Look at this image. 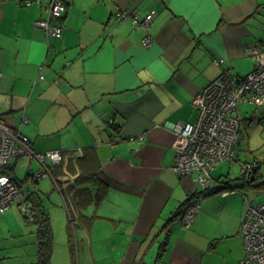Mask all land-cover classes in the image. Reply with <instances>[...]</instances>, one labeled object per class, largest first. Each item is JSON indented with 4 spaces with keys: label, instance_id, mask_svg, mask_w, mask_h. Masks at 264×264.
Returning a JSON list of instances; mask_svg holds the SVG:
<instances>
[{
    "label": "crops",
    "instance_id": "1",
    "mask_svg": "<svg viewBox=\"0 0 264 264\" xmlns=\"http://www.w3.org/2000/svg\"><path fill=\"white\" fill-rule=\"evenodd\" d=\"M25 1L0 0V120L36 152L67 157L92 148L108 184L84 210L90 225L73 228L52 180L39 179L48 264H239L246 201L264 203V193L243 188L250 176L254 185L264 180V155H246V132L264 131V105L239 107L236 158L212 171L207 194L173 169L186 144L175 128L197 121L198 95L221 73L237 82L252 71L250 53L264 46V0H63L61 18L50 19L59 38L36 25L50 0ZM121 12L128 17L118 22ZM149 14L147 30L132 26V17ZM244 162L256 180L228 172ZM33 163L22 157L15 167L28 173ZM221 182L237 192L222 196ZM195 198L198 210L184 227L179 215ZM34 213L14 204L0 215V264L39 263Z\"/></svg>",
    "mask_w": 264,
    "mask_h": 264
},
{
    "label": "built area",
    "instance_id": "2",
    "mask_svg": "<svg viewBox=\"0 0 264 264\" xmlns=\"http://www.w3.org/2000/svg\"><path fill=\"white\" fill-rule=\"evenodd\" d=\"M26 4L30 1L26 0ZM46 19L37 21L36 25L54 37L61 36V27L51 25L50 19L59 20L66 10L63 0H50L46 6ZM116 19L122 22L128 17L126 12L117 13ZM153 15H147L143 20L132 17V26L147 30ZM150 40H143L148 46ZM253 68L241 80L234 82L225 73H221L211 81L198 95L200 114L195 123H184L175 128L177 137L184 139L185 147L175 158L174 171L180 176L193 178L199 190H211L212 171L221 162L233 161L237 154V139L240 122L236 114L239 107L250 105L260 108L264 105V46L253 48L250 53ZM44 77L39 76V80ZM26 157L30 162H37L38 171L31 172L39 180L46 177L44 165L47 162L58 163L62 159L59 151L35 152L30 140L19 130L9 128L0 120V167H6L12 160ZM43 166V167H42ZM42 167V168H41ZM252 165L241 163L242 176L248 177ZM222 196L236 193L235 189L222 190ZM22 191L9 175H0V214L6 212L12 205L28 216L29 209L21 204ZM198 199L182 213L180 221L188 227L198 210ZM31 218V217H30ZM240 236L243 242L245 257L239 264H264V203L246 201L244 218L240 224Z\"/></svg>",
    "mask_w": 264,
    "mask_h": 264
},
{
    "label": "trees",
    "instance_id": "3",
    "mask_svg": "<svg viewBox=\"0 0 264 264\" xmlns=\"http://www.w3.org/2000/svg\"><path fill=\"white\" fill-rule=\"evenodd\" d=\"M109 123L115 132L119 131V128L116 127L113 122L109 121ZM31 148L33 149L32 144ZM59 152L62 155L61 161L58 163L47 162L44 167H42L45 170L46 177L52 180L55 188L63 196L69 215V226L74 228L76 226L75 223H78L80 226L88 227L92 219L84 214V210L91 203L98 204L104 197L108 186L107 182L104 181L105 179L101 177L100 163L92 148H85L77 155L73 153L66 154L67 157H65L64 152ZM17 160L18 159L12 160L6 167H0V175H9L10 179L15 182L22 191L21 204H26L28 209L30 208L29 210H32V212L37 211V213H34L33 217L31 216L30 220H34L38 225L40 254L38 264H48L52 242L47 213L41 206V197L36 188V184L39 180L35 179L31 172L26 173L25 177L19 180L14 173L15 162ZM253 169L254 168H252V170ZM253 175L256 180L257 174L255 173ZM250 177L248 181L243 182V188L250 187L258 190L257 192L264 193V180L254 185V183L249 181ZM220 184H222V182ZM222 185H224V183ZM209 192H211V190L203 191V194ZM172 222L173 219L168 220L164 228H168Z\"/></svg>",
    "mask_w": 264,
    "mask_h": 264
},
{
    "label": "rangeland",
    "instance_id": "4",
    "mask_svg": "<svg viewBox=\"0 0 264 264\" xmlns=\"http://www.w3.org/2000/svg\"><path fill=\"white\" fill-rule=\"evenodd\" d=\"M246 107L254 108L250 105H248ZM6 125L9 128H11L8 124H6ZM262 130H263L262 126L259 125V126H253V128H251L250 130H248L246 132L247 142L249 145V153H247L246 155H247V158H249L251 160L254 156L259 158V156L264 155V148L261 147L263 144L262 139L264 140V131L262 133ZM38 166H39V164L37 162L33 163L31 166V169H32L31 172L38 171ZM228 166H229L228 164H223L222 165V172L224 170L228 169ZM228 172L231 174V176H234V177L238 176L240 174V165H238L237 163L232 164V166H230V168L228 169ZM14 173L19 180H22L25 177L27 170L25 167H21L20 165H18V166L16 165ZM263 173H264V170H263ZM40 179H42V178H40ZM42 181H46V180L42 179ZM255 200H256V202H260L262 199H261V197H258L257 199L255 198Z\"/></svg>",
    "mask_w": 264,
    "mask_h": 264
},
{
    "label": "water",
    "instance_id": "5",
    "mask_svg": "<svg viewBox=\"0 0 264 264\" xmlns=\"http://www.w3.org/2000/svg\"><path fill=\"white\" fill-rule=\"evenodd\" d=\"M254 172H255V169L252 170L253 174H254ZM251 179H252V177H251ZM81 264H86L84 258L81 259Z\"/></svg>",
    "mask_w": 264,
    "mask_h": 264
}]
</instances>
